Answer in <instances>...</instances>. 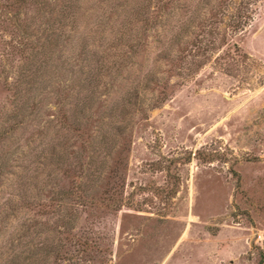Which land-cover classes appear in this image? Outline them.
Masks as SVG:
<instances>
[{
    "label": "rangeland",
    "instance_id": "1",
    "mask_svg": "<svg viewBox=\"0 0 264 264\" xmlns=\"http://www.w3.org/2000/svg\"><path fill=\"white\" fill-rule=\"evenodd\" d=\"M156 1L0 7V264H264V0Z\"/></svg>",
    "mask_w": 264,
    "mask_h": 264
},
{
    "label": "trees",
    "instance_id": "2",
    "mask_svg": "<svg viewBox=\"0 0 264 264\" xmlns=\"http://www.w3.org/2000/svg\"><path fill=\"white\" fill-rule=\"evenodd\" d=\"M33 1H34V4H36V0H12L11 3H0V7L1 8H5L6 10H8V8L11 9L12 7L16 6L17 9L21 10V8L23 7V5L26 4V2H31L33 4ZM156 2L158 3L160 1L157 0ZM37 5H40V4H37ZM22 29H23V33L26 34V41H27L28 39H30L31 33L30 32H27V29L26 28H23L22 27ZM24 40H25V38L20 43H22V42L24 43ZM33 47L34 46H32V48ZM37 52L38 51H36V53ZM44 54H45V52L43 53V55ZM30 55H31V52L29 54H27L25 56V58L28 57V56H30ZM93 57L94 56H85L82 59L83 64H81V67L79 69V72L80 73H78V78L76 80V83H75L74 87L68 89L69 91L75 90L76 88H84L85 90H87L86 83H92L93 84V83L99 81L101 79V76H103V75L105 76L106 66H104L103 63H101L102 62V59L100 60L101 62L98 61V60H95V61L92 62V63L97 62L98 65H101L99 69H97V66L95 68H92L93 66L96 65V64L91 65V61H92V58ZM113 66H114V64H113ZM83 69H84V71H83ZM27 71H29V69H27ZM25 74H26V76H28L27 73H25ZM80 74H81V77H80ZM99 76H100V79H99ZM205 160L207 162H210L211 160H213V157H211L208 154L207 157H205Z\"/></svg>",
    "mask_w": 264,
    "mask_h": 264
}]
</instances>
